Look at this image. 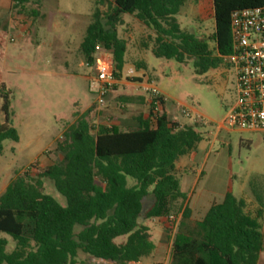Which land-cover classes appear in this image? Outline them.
Here are the masks:
<instances>
[{
    "label": "trees",
    "instance_id": "1",
    "mask_svg": "<svg viewBox=\"0 0 264 264\" xmlns=\"http://www.w3.org/2000/svg\"><path fill=\"white\" fill-rule=\"evenodd\" d=\"M45 1L11 0V11L40 8ZM187 1L94 0L92 21L80 46L84 61L92 64L95 47L101 45L112 52L120 78L127 43L117 28L130 15L155 31V57L180 64L192 61L195 73L204 75L233 52L232 13L264 5V0H212L214 27L209 38L181 29L177 16ZM3 36L5 44V32ZM94 109L65 131L59 163L43 171L31 165L0 195V234L15 243L9 251V240L0 237V264H79L80 254L90 260L139 264L155 251L146 222L172 224L169 217L178 214L182 218L171 244V264H258L264 251L263 176L254 175L248 185L254 210L245 199L228 193L189 228L188 196L176 171L179 159L197 150L200 125L171 121L164 109L156 112L151 103L149 115L138 118L136 129L121 132L112 125L93 124ZM8 140L18 142L19 133L11 121L10 93L0 84V155ZM47 180L63 202L45 192ZM149 196L153 203L144 209ZM122 237L126 241L117 243Z\"/></svg>",
    "mask_w": 264,
    "mask_h": 264
},
{
    "label": "rangeland",
    "instance_id": "2",
    "mask_svg": "<svg viewBox=\"0 0 264 264\" xmlns=\"http://www.w3.org/2000/svg\"><path fill=\"white\" fill-rule=\"evenodd\" d=\"M10 4V0H0V84L10 93L11 121L19 133V141L4 143L0 155V195L31 165L43 171L59 163L62 155L58 148L65 131L93 106L90 115L93 124H108L127 132L135 129L134 118L143 110L142 105L130 104V97L147 98L134 79V84L118 86L103 108L94 105L96 96L89 90L93 72L85 66L80 53L92 21L94 0H46L40 8L30 5L20 12L11 11ZM177 19L185 32L212 37L211 0H188ZM117 30L119 38L127 43L123 74L133 69L135 76L144 77L160 90L166 100L165 113L171 121L191 126L196 116L204 118V124L197 128L201 135L197 150L177 163L176 177L181 188L189 190L202 170L205 185L224 186L231 179L235 197H242L239 187L244 185L247 191L251 178L256 173L264 174V141L257 144L264 136L217 130V124L236 101L234 69L225 62L217 69L197 75L192 61L180 64L155 57L152 52L155 31L135 16H124ZM3 32L5 44L1 43ZM183 108L193 113L192 119L182 115ZM132 183L129 179V184ZM44 184L46 193L63 202L53 182L47 180ZM152 203L153 197L149 196L144 209ZM173 216L182 218L181 214ZM195 223L190 219L187 226L191 228ZM146 225L153 244L157 246L163 237L165 249L158 257L153 253L139 264H164L167 260L171 264L172 239L179 232L180 223L173 226L167 221H147ZM0 237L9 240V251L15 247L10 237L5 234ZM125 241L126 237H122L117 243ZM78 260L79 264H94L84 254Z\"/></svg>",
    "mask_w": 264,
    "mask_h": 264
},
{
    "label": "built area",
    "instance_id": "3",
    "mask_svg": "<svg viewBox=\"0 0 264 264\" xmlns=\"http://www.w3.org/2000/svg\"><path fill=\"white\" fill-rule=\"evenodd\" d=\"M231 35L233 52L225 58L235 71L236 101L223 119L217 124V130L227 132H248L264 134V5L238 10L231 15ZM85 66L92 69L89 90L96 96V106L103 108L108 97L120 85L137 79L139 90L154 103L156 112L165 108L166 100L160 90L144 77H136L133 69L126 74L115 69L112 52L101 45L94 50V62ZM130 79V81H129ZM182 115L192 119L193 113L182 109ZM194 124H204V118L196 116ZM181 216H170L169 221L177 226ZM94 264H114L100 259H92Z\"/></svg>",
    "mask_w": 264,
    "mask_h": 264
},
{
    "label": "crops",
    "instance_id": "4",
    "mask_svg": "<svg viewBox=\"0 0 264 264\" xmlns=\"http://www.w3.org/2000/svg\"><path fill=\"white\" fill-rule=\"evenodd\" d=\"M211 2H212V0H211ZM10 3H11V0H10ZM212 9H213V4H212ZM136 77H142V76H136ZM133 97H136V96H131L130 98H133ZM140 97H142L144 100L130 103V104H136V105H142L143 106V110L140 113V115H138L136 118H134L135 123H136L135 129L138 127V121H137L138 118H140V117L146 118L150 112L149 98L148 97L145 98L144 96H140ZM164 110H165V108H164ZM240 133H248V132H240ZM252 134H258V133H252ZM259 135L264 136V134H259ZM261 141L263 142L264 139L260 138V140H258L257 144L261 143ZM203 174L204 173L202 170L198 171V173L195 176V180L193 182V185L190 187L189 190L186 191V190H183L181 188V190L184 193H186L188 196L187 206L191 211V218L190 219L192 221H195V222H200L204 218V216L206 215L208 210L211 208V206H213L214 204L221 203L228 193H232L234 195V191H235L234 183L231 179L228 180L224 186L221 185L220 183L205 185L203 182ZM256 175H260V176L264 177V174H262V173H256ZM238 190H239V193L242 194V197H240L239 199H245L246 202L248 203L249 210H254L256 208V205L253 201L250 190L248 189L247 191H245L244 185L240 186ZM262 224H263V232H264V218H263ZM164 246H165V241H164V238L162 237L159 244L157 246L155 245L154 254L156 255V257H158L163 252V250L165 249ZM164 264H169V261L167 260ZM258 264H264V251L260 255V259H259Z\"/></svg>",
    "mask_w": 264,
    "mask_h": 264
},
{
    "label": "water",
    "instance_id": "5",
    "mask_svg": "<svg viewBox=\"0 0 264 264\" xmlns=\"http://www.w3.org/2000/svg\"><path fill=\"white\" fill-rule=\"evenodd\" d=\"M142 222H143V219H140V220H139V223L141 224Z\"/></svg>",
    "mask_w": 264,
    "mask_h": 264
}]
</instances>
